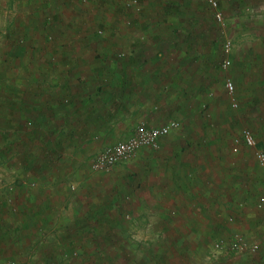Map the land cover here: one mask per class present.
I'll return each mask as SVG.
<instances>
[{"label": "crops", "instance_id": "obj_1", "mask_svg": "<svg viewBox=\"0 0 264 264\" xmlns=\"http://www.w3.org/2000/svg\"><path fill=\"white\" fill-rule=\"evenodd\" d=\"M250 6L233 1L229 8L233 22L245 24L256 18L245 12ZM158 13L129 17L118 38L111 35L102 43H98L100 37L95 33L57 32L53 39L59 51L47 54L40 66L29 65L24 96L21 91L15 92L10 123L5 130L0 124L4 133L0 136V173L10 169L16 186L7 197L14 205L8 210L0 208V216H9L7 221L15 226L24 223L29 231H40L43 238L58 233L60 238L51 240L58 244L61 261L62 248L77 242L70 235L77 229L73 224L79 216H87L84 220L90 224L83 230L91 233L97 228L96 211L82 207L88 199L87 192L67 188L71 175L77 178L85 173L89 179L91 171L92 175L112 178L137 172L142 180L131 196L137 199L138 207L130 209L138 218L124 228L141 234L142 243H136L139 248L152 242V247L157 248L155 263L264 264V250L259 251V245L264 249V229L260 239L253 234L264 228L263 216L250 226L251 236L248 234L257 251L246 250L244 255L249 256L229 258L220 251L213 254L212 244V255L205 253L210 246L209 235L217 238L235 231L240 210L243 204L255 201L261 179L256 176L255 166L247 161L254 155V148L244 142L233 149L225 145L223 137L216 144L188 143L189 137L198 132L195 124L205 121L206 116L201 110L185 112L183 105L193 99L200 100V108L207 103L203 92L209 75L204 66L198 70L193 66L209 62L207 49L195 43L204 34L193 32V26L188 27L191 31L186 28L184 46L177 53L173 41L180 37L173 32L179 29V23H196L193 20H198L197 14L185 12L178 18L167 14L166 9ZM177 19L181 21H174ZM171 24L174 26L169 27ZM257 50L236 49L231 55L236 65L233 78L237 102L253 118L262 105L259 98L264 100L256 92L259 70L262 73L264 69V52ZM117 55L123 57L119 60ZM179 103L180 118L190 121L191 127L172 129L160 138L158 149L143 147L110 171L91 168V158L103 146L132 135L140 122L149 126L168 122ZM221 130L216 133L223 136ZM258 144L264 147V139ZM227 151L235 157L227 158ZM5 224L0 221L2 233ZM81 242L89 249L86 255H92V246L95 249L97 242ZM2 247L0 257L8 258L10 252L4 253ZM65 256L69 253L65 252Z\"/></svg>", "mask_w": 264, "mask_h": 264}, {"label": "rangeland", "instance_id": "obj_2", "mask_svg": "<svg viewBox=\"0 0 264 264\" xmlns=\"http://www.w3.org/2000/svg\"><path fill=\"white\" fill-rule=\"evenodd\" d=\"M233 1L246 6L251 5L246 7L245 12L248 15L253 14L256 18L245 21V24L233 22L232 15L229 13ZM217 2L224 15L223 23L215 19L213 9L207 0H138L139 6L137 7L127 0H0V124L4 125L5 130V126L8 127L10 123L9 116L15 105L13 102L16 96L15 92L21 91L24 96L25 80L30 78L31 72L29 65L40 66L41 63H45L47 54H55V49L59 51V47L53 39L55 33L85 31L96 34L97 31L102 30V34L98 36L101 39L98 40V43H102L108 41L111 35L116 34L115 38H118L122 26H124L123 22L129 17L158 15L159 9H166L167 14L178 18L185 12L197 14L198 20H193L196 23L193 25H187L185 22L179 23L177 25L179 29L173 32L180 37L177 41H173L177 45L175 48L177 53L184 46L186 30L189 31L193 26V32L201 34L203 31L204 35L197 38L195 43L203 49H207L206 53L209 56L206 58V60L209 59L206 65L200 63L193 65L197 67V70L204 66V70L209 75L208 81H205L207 86L204 92L202 91L203 99L207 103L201 108L199 99H193L190 103L183 104L185 112L201 110L200 112L206 115L205 121L194 123L197 125L195 128L198 132L189 137L191 140L188 143L216 144L217 139L223 137L225 145H229L233 149L234 146L243 144V130L250 129L257 146L262 148L263 145L258 143L264 139V100L259 98L262 105L259 106L255 118L245 114L244 106L237 102L239 95L233 78L236 65H234L231 55L236 49L242 51L248 48H257V51L264 52V0H217ZM173 26L174 24H171L169 27ZM240 32H242L241 35L238 34ZM228 39L232 43V50L229 53L231 64L223 67L222 61L226 56L223 44ZM180 40L182 42H179ZM90 52L92 53V51ZM118 53L120 55V51ZM116 57L120 60L123 56L117 55ZM194 71H196L195 68ZM259 72L255 83L257 85L256 92L258 96H264V69L262 73L260 70ZM227 80H231L234 84L232 93L228 92L226 88ZM177 106L179 109L171 118L178 120L181 128L191 127L188 125L190 121L180 118L181 103ZM218 129H222L223 136L216 133ZM2 134L4 133L0 131V136ZM122 138L124 137H118V139ZM115 139L117 137H107V140ZM101 146L102 144H99V147ZM226 156L233 159L235 154L233 155L232 151H227ZM247 161H251L252 166H255L256 176L261 179L259 187H257L255 201L251 205H249L250 202L243 204L240 213L238 212L239 218L235 231H228V233H223L222 237L217 238H214V235L208 236L207 240L210 246L205 251L207 255H212L213 242L223 239L225 247L220 251L221 253H225L229 258L249 256L244 255L245 252H236L228 247V242L234 236L233 234H241L250 243L251 239L248 237V234L251 236L250 226H254L258 222V217H264V208L256 206L257 201L264 199V169L259 165L255 155H252L251 159ZM131 171H136V168H131ZM84 174L78 175L77 178L71 175L67 188L71 192L75 190H79L81 193L87 192L88 199L83 202L82 207L96 211V231H92L91 234L83 230V227L90 224L84 220L87 216H79L78 220L76 219L77 223L73 224L77 229L70 235L71 239L77 242L73 246L62 248L63 253L61 252L60 261L58 244L51 240L59 239L58 233H54L52 238L51 236L43 238L40 231H29L24 223L22 226H15L14 222L7 221L9 216L1 215L0 221L6 223L5 232L2 233L3 229L0 228V245L4 246L1 250L4 253L10 252V254L7 255L8 258L5 257L6 255L0 257V264H157L154 262L156 260L154 251L156 252L157 248L152 247V242L149 243V246L146 244L145 247L139 248L136 243H142L141 234L129 233L124 228L127 225L135 224L138 218L133 212L134 209L130 208L138 207V201L136 198H132L131 193L133 196L135 195V190L142 180L140 175L135 172L132 175H127L128 177L113 176L111 178L107 175H92L90 171L89 179H86ZM12 175L14 173L8 168L0 173L1 209L8 210L14 205L7 198L16 187L15 182L11 181ZM25 185V190L29 191L30 188L27 187V184ZM31 186H36V184ZM124 190H127L129 194L125 192V196H122ZM92 218L95 217L92 216ZM143 222L145 221L141 223ZM150 222H152L151 219ZM263 229L253 233L256 239H260L259 235L263 234ZM47 240L50 241L43 242ZM84 240L97 242L95 249L92 246V255L90 256L86 255L89 249L81 242ZM48 244L49 247H47ZM263 250L259 245V251L263 252ZM256 251L253 253L257 254ZM65 252L69 253L67 258ZM213 254L217 253H214L213 250ZM142 257L146 262L143 263ZM65 259L69 260L65 262Z\"/></svg>", "mask_w": 264, "mask_h": 264}, {"label": "built area", "instance_id": "obj_3", "mask_svg": "<svg viewBox=\"0 0 264 264\" xmlns=\"http://www.w3.org/2000/svg\"><path fill=\"white\" fill-rule=\"evenodd\" d=\"M135 7L139 6L138 0H127ZM208 4L213 9L214 17L217 21L223 23V13L218 6L217 0H207ZM102 33V30H99ZM225 58L222 61V66L227 67L231 64L229 53L232 50L231 40L228 39L223 44ZM226 88L228 92H234V84L231 80H227ZM236 105V103H234ZM180 122L175 119H171L168 122L149 126L144 122L137 124L135 131L132 135L119 139L114 143L103 146L95 155L91 158L90 166L96 171H110L121 161H127L134 156V154L143 147H150L158 149L160 146V138L167 135L172 129L178 128ZM243 142L248 147L254 148V155L259 162V165L264 169V147L259 148L257 142L250 129H244L242 133ZM259 207L264 206V199L258 202ZM225 247L223 239H219L213 243L214 252L221 251ZM228 247L233 251L243 252L246 250H256L257 245L248 243L241 234H235L228 242Z\"/></svg>", "mask_w": 264, "mask_h": 264}, {"label": "trees", "instance_id": "obj_4", "mask_svg": "<svg viewBox=\"0 0 264 264\" xmlns=\"http://www.w3.org/2000/svg\"><path fill=\"white\" fill-rule=\"evenodd\" d=\"M96 34L99 36L100 34H102L101 32L97 31ZM225 56V55H224Z\"/></svg>", "mask_w": 264, "mask_h": 264}]
</instances>
